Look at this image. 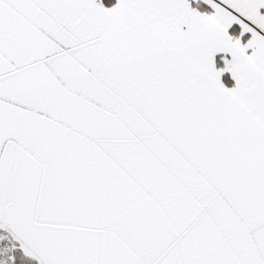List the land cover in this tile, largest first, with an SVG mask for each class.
Masks as SVG:
<instances>
[{"label": "snow or ice", "instance_id": "snow-or-ice-1", "mask_svg": "<svg viewBox=\"0 0 264 264\" xmlns=\"http://www.w3.org/2000/svg\"><path fill=\"white\" fill-rule=\"evenodd\" d=\"M0 264H264V0H0Z\"/></svg>", "mask_w": 264, "mask_h": 264}]
</instances>
